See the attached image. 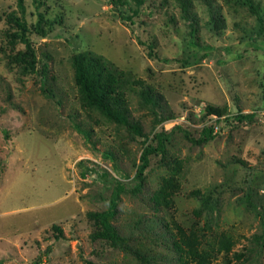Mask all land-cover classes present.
<instances>
[{
    "label": "rangeland",
    "instance_id": "obj_1",
    "mask_svg": "<svg viewBox=\"0 0 264 264\" xmlns=\"http://www.w3.org/2000/svg\"><path fill=\"white\" fill-rule=\"evenodd\" d=\"M124 1L25 0L38 57L29 74L8 18L22 11L0 1V264H184L180 229L205 249L227 243L213 264H264V0H191L187 12L177 0H146L137 15ZM39 14L53 23L47 37L34 33ZM86 50L163 94L175 118L157 125L152 106L131 95L149 143L177 125L195 138L215 125L217 137L198 146L176 131L133 192L145 138L82 107L72 57ZM207 105L223 115L203 119ZM176 161L180 186L165 207L155 196ZM116 181L128 190L113 220L119 245L92 240L88 216L107 210Z\"/></svg>",
    "mask_w": 264,
    "mask_h": 264
},
{
    "label": "trees",
    "instance_id": "obj_2",
    "mask_svg": "<svg viewBox=\"0 0 264 264\" xmlns=\"http://www.w3.org/2000/svg\"><path fill=\"white\" fill-rule=\"evenodd\" d=\"M2 1V0H0ZM18 7L22 11V16H16L15 13L8 15L9 21L13 23L17 30L15 36L25 45V51L19 53L16 57L17 63H21L23 73H37L38 57L37 51L30 38L31 29L27 24L25 15V0H15ZM110 4H113L118 9L119 6L125 4L124 0H108ZM136 5L134 15L138 14V9L141 8L146 0H132ZM183 7L184 12H187L192 2L191 0H177ZM253 4L252 0H240ZM45 25V26H44ZM53 23L45 19L44 14H39L38 23L34 26V33L42 37H47L48 32L52 31ZM47 26V27H46ZM33 33V34H34ZM149 55L151 57L156 56L155 43H149ZM72 66L74 69L75 86L78 90L79 100L83 108L86 110H95L100 113L108 121L116 123L119 126H125L127 129L137 135L145 138L144 148L140 156V164L137 166L135 172L136 184L133 187V192H140L144 187L146 180V171L150 166L152 156H162L165 159L168 154V143L171 137L176 131L183 133L184 137L194 145H204L214 140L217 137L215 125H205L202 127L199 137L195 138L192 134L183 128L181 125L175 126L172 131H161L155 134L151 143H149V136H147L136 120H132L131 111V95L135 94L144 105L152 106L155 115L156 125L175 118L174 113L169 106L164 104L165 98L162 93L147 84L145 81L136 78L130 71L122 70L116 66L113 62L105 57L96 54L93 51L86 50L81 51L72 57ZM46 65L42 72L45 74L48 70ZM47 74V73H46ZM45 74V75H46ZM222 109L207 105L205 107V116L207 117H221ZM158 114H161L158 116ZM253 116L242 115L241 112L235 115L239 121L251 120ZM85 135L89 134L84 132ZM89 137V136H88ZM183 168L182 161H176L172 168L171 177L164 180L161 188L156 193L155 199L160 205L170 207L173 204V197L176 191L179 189L181 170ZM117 185L114 188L107 210L102 212H90L88 216L96 224V230L91 235L92 240H103L111 242L113 245H119L124 242V238L113 224V220L118 213V204L121 200V194L128 192L125 185L116 181ZM194 194L201 195V191H197ZM205 205L210 201V197H201ZM53 229L59 233L56 236L57 239L62 237L63 230L58 225H53ZM179 239H175L174 243L179 252H183V258L181 254V260L184 264H213L214 257L218 253L229 251V247L225 241H222L217 248L215 244L209 245V248L205 249L201 246L195 235L186 236V234L180 229ZM191 239V240H188ZM84 264H96L93 261L85 260Z\"/></svg>",
    "mask_w": 264,
    "mask_h": 264
}]
</instances>
